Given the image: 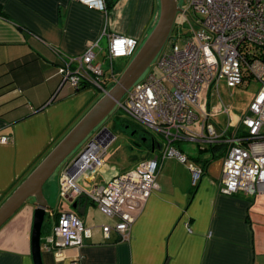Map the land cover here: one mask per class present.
Listing matches in <instances>:
<instances>
[{"label":"crops","instance_id":"crops-1","mask_svg":"<svg viewBox=\"0 0 264 264\" xmlns=\"http://www.w3.org/2000/svg\"><path fill=\"white\" fill-rule=\"evenodd\" d=\"M108 3L113 4L104 12L77 0H0V138H8L0 141V205L99 98L98 87L77 90L63 83L57 51L82 55L98 42L95 60L103 61L105 37L109 41L112 34L132 36L141 45L161 10V0ZM239 116L234 111L235 121ZM221 151L218 146L214 155ZM160 152L159 145L148 143L141 159L113 170L105 159L93 181L82 178L80 183L85 188L103 184ZM223 155L213 158L210 149L200 148V156H191L190 162L200 157L196 162L205 168L197 185L189 162L165 159L157 176L159 187L138 214L129 239L115 231L106 238L102 226L114 225L117 218L106 213L97 218L101 209L91 200L85 205L83 199L80 216L93 228V236L56 253L46 244L58 219L50 213L67 209L63 203L56 209L50 202L56 191L60 193L68 161L60 176H51L44 185L49 201L42 231L44 264H264V189L256 194L223 193ZM36 207L31 198L0 228V264H34Z\"/></svg>","mask_w":264,"mask_h":264},{"label":"built area","instance_id":"built-area-1","mask_svg":"<svg viewBox=\"0 0 264 264\" xmlns=\"http://www.w3.org/2000/svg\"><path fill=\"white\" fill-rule=\"evenodd\" d=\"M77 1L104 12L109 9L108 0ZM181 11L191 34L183 45L170 34L147 70L125 93L126 99L117 104L137 123L163 136L161 142L152 141L160 146V154L103 184L85 188L81 179H95L115 140L111 130H105L98 137L97 133L92 136L82 147L83 153L61 173L62 199L73 204L83 195L117 218L114 225L102 226L106 238L112 231L122 239L130 238L138 214L159 187L157 176L165 159L189 162L193 185L199 183L205 168L189 161V155L177 146L180 141H195L202 149H223V193L256 194L264 189V0H190ZM138 46L136 37L112 34L103 61L95 60L98 42L82 55L57 51L62 58L63 83L75 89L88 85L106 91L108 83L119 78L115 60L132 57ZM105 62L111 64L107 70L103 68ZM223 79L230 88L248 86L253 80L261 84L237 121L233 107L221 97ZM212 97L220 100L213 104ZM223 114L228 117L226 126L216 120ZM7 140L0 138L1 142ZM54 213L51 211V216ZM92 236L93 228L84 224L76 208L62 210L46 236V244L61 253L64 248L83 245Z\"/></svg>","mask_w":264,"mask_h":264},{"label":"water","instance_id":"water-1","mask_svg":"<svg viewBox=\"0 0 264 264\" xmlns=\"http://www.w3.org/2000/svg\"><path fill=\"white\" fill-rule=\"evenodd\" d=\"M182 9L177 0H161L158 21L151 34L144 41L127 68L115 84L104 91V95L91 107L67 135L50 151L30 175L0 205V228L31 198H35L34 225L32 232V255L34 264H44L42 255V231L45 223L49 201L44 193V185L57 168L73 151L99 126L107 115L117 106L129 88L143 75L167 41L176 16ZM108 127H102L96 136H100ZM146 140V138H144ZM83 153L81 149L75 158ZM89 199L81 196L73 203V208L83 215L81 202Z\"/></svg>","mask_w":264,"mask_h":264},{"label":"rangeland","instance_id":"rangeland-1","mask_svg":"<svg viewBox=\"0 0 264 264\" xmlns=\"http://www.w3.org/2000/svg\"><path fill=\"white\" fill-rule=\"evenodd\" d=\"M190 0H178V5L181 9H184L189 6ZM191 12V9L188 11ZM192 13V12H191ZM155 26H152L142 41L141 45L138 46L136 53L144 43V41L147 39V37L151 34ZM190 24L185 19L183 12L179 11L174 25L172 27V30L170 32L171 36H174L180 45H183L184 38L190 35ZM109 46L108 38L105 37L102 40L101 47L104 48L105 52L107 53ZM135 53V54H136ZM135 55L132 57H125L123 59H116L115 60V68L119 72V77L123 73V71L127 68L131 60L133 59ZM123 61V65L120 66V62ZM111 64L110 62H105L103 64V68L107 70L110 68ZM115 84V81H110L108 83V88H111ZM261 84L260 82L253 80V83L249 84L248 86L243 85L242 87L237 88H230L227 85V82L225 79H223L220 83V92L221 97L225 101V103L230 104L234 111L238 114H241L242 112L246 111L249 104L251 103L254 96L257 94ZM97 91L99 93V100L103 95L104 91L97 88ZM127 95L125 94L122 97V101L126 99ZM96 100V102H97ZM213 101V104L218 103L220 100L219 97L211 98ZM95 102V103H96ZM227 115L223 114L218 117H216V120L220 122L221 126H226L227 122ZM102 127H108L111 132L115 135V140L112 143V145L108 149V153L106 156V160L108 162L109 169H115L113 166L117 167H124L126 164H129L130 162H136L139 159H141L145 154L144 150L145 147L148 146V143H151L153 139L157 140L158 142L163 141V136L153 130L149 129L139 123H137L133 118H130L124 110L119 107L118 105L107 115V117L99 124L97 128H95L94 131L71 153L67 159L57 168L55 173L53 174L60 176V173L62 169L65 167V164L68 161H71L75 155L82 149L84 144ZM243 131V128L241 129ZM144 138H149L148 143L144 140ZM177 144L180 145L181 149L183 151H186L189 153L190 157L192 156H200V146L197 142H189V141H180ZM52 175V176H53ZM51 181V180H50ZM63 203V206L65 209L72 210L74 209L71 205H67L66 201L61 198L60 193L56 191L53 198L51 199L50 205H52L54 208L61 207ZM96 214L97 218H101V216H104L105 213L101 210H99ZM82 216V215H81ZM83 217V216H82Z\"/></svg>","mask_w":264,"mask_h":264},{"label":"trees","instance_id":"trees-1","mask_svg":"<svg viewBox=\"0 0 264 264\" xmlns=\"http://www.w3.org/2000/svg\"><path fill=\"white\" fill-rule=\"evenodd\" d=\"M113 3H108V7H110L111 5H112ZM86 86H88V85H86ZM86 86H82V87H79V88H77V90H81V89H83V88H85ZM220 148V147H219ZM208 149H210L211 151H212V153H213V158H216V157H219V156H222L223 154H224V151H221V153H219L218 155H214L215 154V151H216V149H218V146H215V147H209V148H207V150ZM189 157H190V155H189ZM191 158V157H190ZM194 160L195 161H200V160H202L200 157H196V158H194ZM210 160H204V162H206V163H208ZM51 216V215H50ZM58 216H59V213H57V212H55L54 213V216H51V218H58ZM49 217V215H48V213H47V218ZM45 224V223H44ZM43 227H44V225H43Z\"/></svg>","mask_w":264,"mask_h":264},{"label":"flooded vegetation","instance_id":"flooded-vegetation-1","mask_svg":"<svg viewBox=\"0 0 264 264\" xmlns=\"http://www.w3.org/2000/svg\"><path fill=\"white\" fill-rule=\"evenodd\" d=\"M146 142H148L149 141V138H146V140H145Z\"/></svg>","mask_w":264,"mask_h":264}]
</instances>
